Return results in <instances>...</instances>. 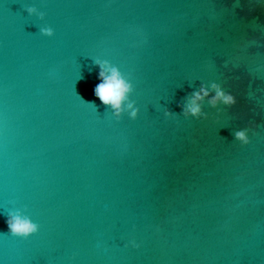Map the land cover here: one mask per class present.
<instances>
[{
    "label": "water",
    "instance_id": "95a60500",
    "mask_svg": "<svg viewBox=\"0 0 264 264\" xmlns=\"http://www.w3.org/2000/svg\"><path fill=\"white\" fill-rule=\"evenodd\" d=\"M0 264H264V0H0Z\"/></svg>",
    "mask_w": 264,
    "mask_h": 264
},
{
    "label": "clouds",
    "instance_id": "9594fccd",
    "mask_svg": "<svg viewBox=\"0 0 264 264\" xmlns=\"http://www.w3.org/2000/svg\"><path fill=\"white\" fill-rule=\"evenodd\" d=\"M29 11H34V9H29ZM41 31L48 35L52 33L51 28H44ZM100 67L101 71L99 73V78L101 83L96 85L95 94L103 103L110 104L117 113H119L121 110V104L126 99V94L130 90V85L123 79L117 69H106L105 64H101ZM109 71L111 72V75L107 74ZM213 87H215V85ZM207 94V89L201 88L200 92L193 94V101L200 100ZM221 95L222 93L217 92V97H213L212 102L215 103L216 99ZM223 98L226 101H231L232 99L229 96ZM190 110L193 114H196L199 111V108L198 106H192ZM237 135L243 136V133H237ZM6 222L9 230L16 235L27 236L36 232L38 229V226L30 219L22 217L16 212L10 213Z\"/></svg>",
    "mask_w": 264,
    "mask_h": 264
}]
</instances>
